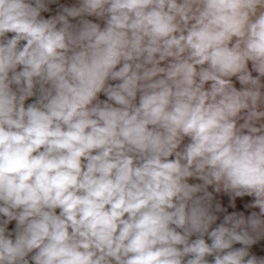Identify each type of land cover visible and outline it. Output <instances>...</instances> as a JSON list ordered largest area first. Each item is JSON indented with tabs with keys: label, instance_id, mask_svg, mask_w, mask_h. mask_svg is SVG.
Here are the masks:
<instances>
[{
	"label": "clouds",
	"instance_id": "obj_1",
	"mask_svg": "<svg viewBox=\"0 0 264 264\" xmlns=\"http://www.w3.org/2000/svg\"><path fill=\"white\" fill-rule=\"evenodd\" d=\"M0 264H264V0H0Z\"/></svg>",
	"mask_w": 264,
	"mask_h": 264
}]
</instances>
